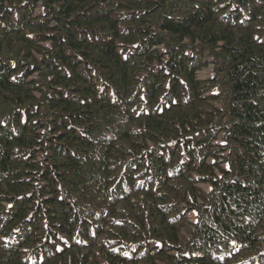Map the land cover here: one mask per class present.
Masks as SVG:
<instances>
[{"label":"trees","instance_id":"obj_1","mask_svg":"<svg viewBox=\"0 0 264 264\" xmlns=\"http://www.w3.org/2000/svg\"><path fill=\"white\" fill-rule=\"evenodd\" d=\"M0 264H264V0H0Z\"/></svg>","mask_w":264,"mask_h":264}]
</instances>
